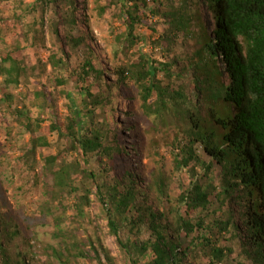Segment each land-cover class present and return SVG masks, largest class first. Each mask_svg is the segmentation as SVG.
Segmentation results:
<instances>
[{"label":"trees","instance_id":"1","mask_svg":"<svg viewBox=\"0 0 264 264\" xmlns=\"http://www.w3.org/2000/svg\"><path fill=\"white\" fill-rule=\"evenodd\" d=\"M95 5L100 17L111 13L109 70L95 65L76 0L23 4L24 45L0 51V107L14 118L5 145L12 149L14 123L27 137L19 169L0 146V189L15 172L22 179L17 207L0 200V264H264V0ZM151 17L164 28L139 32ZM15 31L0 11V45ZM33 81L14 105L11 90ZM114 88L131 89L139 113L127 115L150 123L128 128L152 150L148 177L125 163L119 128L104 119Z\"/></svg>","mask_w":264,"mask_h":264},{"label":"rangeland","instance_id":"2","mask_svg":"<svg viewBox=\"0 0 264 264\" xmlns=\"http://www.w3.org/2000/svg\"><path fill=\"white\" fill-rule=\"evenodd\" d=\"M33 0H0V11H1V17L5 19L10 29L15 28V32H10V34L4 39V43L0 45V51H2L5 47H10L12 44H20L24 45L23 39L20 37V24L17 21V17L21 14L22 10L21 7H23V4L32 3ZM96 0H86V8L84 3L81 0H76V7L78 8V14L86 16V20L88 18V28L87 31H89L88 35L89 38L95 43V49H96V55L97 60L95 61V65L99 68H105L106 70L111 68L114 65V57L112 55L113 47L116 46L115 41L110 35V25L108 22V19L110 18V11H108L106 14H104L102 17H100L96 11L95 5ZM201 15L203 17V24L208 29L211 30L210 26V20L207 17V14L205 11H201ZM30 17V16H29ZM29 17H24L28 21ZM116 26V24H115ZM117 28L119 25L117 24ZM152 27L159 31H161L164 28V25L162 24L161 20H158L157 18L151 17L149 20L145 22V25H143L139 32H146L149 34L148 29ZM46 29V27H45ZM118 47V46H117ZM178 50L180 52H183L186 50L185 47H182L181 45H178ZM28 53V56L31 60L35 59V54L33 53V50L30 48L26 50ZM43 61L45 60V57L47 56V53H43L40 55ZM72 69L78 71V65L75 61V59H72ZM223 66H221V69L223 71ZM105 77L107 79H112L111 75H109V72L105 73ZM2 78H0L1 83ZM225 80H227V77L225 75ZM38 87V84L36 81H33V84H30L27 88L24 86L17 88L16 90H11L12 94L14 95V105H19L23 102H21L22 95L25 94L26 90L29 89L30 91H33ZM96 91V87H95ZM114 98H111V104L106 107L105 109V115L104 119L106 123L108 124L109 128H119L120 137H118V140L120 144L125 147L129 151V158H126L125 163L131 164V166L135 169L140 168L142 172V176L148 177L149 172L152 169H156V165L153 163V159L151 160L148 155L152 154V150L149 149V151H144V148L141 145L142 138H141V132L137 131H129L128 128H150V123L148 120L140 119V115L136 116L135 118H129L127 115L129 112H135L139 113L138 110V104L137 102L131 101L130 97L133 96V92L130 89L124 90L123 88H114L112 90ZM21 97V98H20ZM67 101L58 102L57 104V110L60 115H65L67 113V110L62 106ZM29 101H25V107L26 109L31 110V116H36L35 109H31L28 106ZM46 118V117H45ZM14 120L12 115L8 114V111L4 109V107H0V146L6 147V154H8L9 157H11V160L8 161L10 165H12L11 170H16L21 167V159L20 158V152L19 148L22 147V145L27 141V137H21L19 135V128L16 127V123L13 124L12 134L15 140H13L12 149L9 150L7 146L5 145V140L7 139V135L4 131L5 128H9L8 124L11 123ZM48 120V118H47ZM49 121L47 122V124ZM11 133V131H10ZM55 137V136H54ZM51 141H54L52 138H50ZM163 146V144H161ZM149 148V147H148ZM139 151L138 155H134L136 151ZM163 147L161 148L160 154H163ZM54 151V150H53ZM142 152H145V155L142 154ZM47 152H43V156H46ZM42 156V157H43ZM166 169H170V161H167L165 163ZM6 174L11 173L9 170H4ZM13 185L11 187L8 183L3 185V188L0 189V200L2 201H10V205L12 207H17L16 201L13 199V195L15 193V187L20 186L22 183V179L19 176L18 172H15L13 176ZM32 203L33 209L35 210V204L34 201L29 200L27 204ZM11 207V208H12ZM17 211V209H13ZM27 216V215H26ZM104 223V222H102ZM106 245L112 250V253L117 256L118 255V249L115 245L114 240L107 236L106 237ZM33 252L38 254L40 252L39 248H34ZM42 260L44 257L41 258Z\"/></svg>","mask_w":264,"mask_h":264},{"label":"bare ground","instance_id":"3","mask_svg":"<svg viewBox=\"0 0 264 264\" xmlns=\"http://www.w3.org/2000/svg\"><path fill=\"white\" fill-rule=\"evenodd\" d=\"M223 72H224V68H223Z\"/></svg>","mask_w":264,"mask_h":264}]
</instances>
